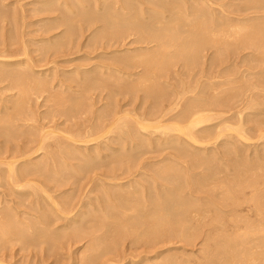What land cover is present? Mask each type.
I'll list each match as a JSON object with an SVG mask.
<instances>
[{
  "label": "bare ground",
  "instance_id": "6f19581e",
  "mask_svg": "<svg viewBox=\"0 0 264 264\" xmlns=\"http://www.w3.org/2000/svg\"><path fill=\"white\" fill-rule=\"evenodd\" d=\"M35 1L37 2V4H41V7H47H43L42 9L40 8L43 11H49L48 6L53 2H58V5L55 6V9L62 15V18L60 17L61 15H59L58 17L59 21H61V24L67 26L66 34H68V31H70L71 34H76V32L80 31H75V26L71 24L74 21L72 20V18L76 16L72 14L71 18L68 16V14L71 15L70 13H77L75 12L77 11L75 10L76 8H79L80 10L85 6L87 9L86 4L88 0H33V2ZM230 1L233 2V7L232 3L231 5H227V3H229ZM54 3L52 6H54ZM92 3V7L90 8L89 6V11H94L96 13L98 12V17L96 16L98 18L97 20L101 21V23L103 22L104 27V31H102V33L99 35L98 33L94 34L93 38H98L105 31L108 32V30L113 29L111 32L109 31V33L112 34L110 35L111 39H116V41L114 40L115 43H119V40H122L123 38L134 36L132 41L140 44L145 43L146 45L150 43V45L152 44L153 46L151 45V48L148 47L149 45L145 47V44L141 45L140 47L135 46V49H130L131 52H135L131 54L127 52L128 54L124 55L122 53L123 56L121 57L115 56L118 55L116 53H118L119 51L113 50L109 53L113 54L110 56L111 58H109V60L111 59L110 62L113 66L108 63L104 64V61L101 62V65L98 62V65H96V63L95 65L88 68L83 67L82 65L80 66L81 69L77 68V73L76 68V71L73 70V72H75V74L73 73V78H71L70 75L69 78L68 76H65L66 78L63 76L64 78H62V75L59 74L61 76V79L58 78V87H60L61 89L63 88L62 90L68 89V92L67 90L66 92L69 93L67 94L69 96L70 91H72L73 93L76 92L75 94L81 93L82 96L87 94L88 96V94L90 93V91L92 92V90L94 93L95 89L97 88H99L100 90L101 88H108V99L105 97L106 103L103 102L104 105H100V108H102V110L103 107H106L108 109L110 108L109 111L105 110L106 112L102 111L101 113L97 114H95L94 111V116H88L90 117V119L87 118L88 120L86 121L82 120L81 123L74 122L69 126L65 125L63 129H61L62 123H59L61 127L57 128L59 127L57 126V122L52 120L54 126H46L48 125L47 123H40V125H38L39 128L34 129V132L31 131L32 133H30L28 132V129L30 127L32 128L33 125L27 124L25 126L27 130L25 129L24 131H26L28 135H26L27 137L25 138L23 137L26 142L21 138V141H23L25 144L20 143L21 146H19L18 144H16L17 142L15 143V141H13L14 143L12 142V146H10L9 148H0L2 150H0V184L4 185L6 188H9L7 192H9L10 195H20L22 196L23 201L28 199V202L26 203H29V206L31 204L37 205L35 207L36 209L34 208V205L32 206L35 209L36 214L31 215V213H28V210L27 212L21 211L22 209L20 210L19 206L18 210H20V212L16 210L13 214V211L11 212V210L13 209H11L12 206L10 200L11 210L6 207L10 211H7L5 209L7 212H0V238L7 239L8 235H15L17 242L21 241L24 243L23 245L21 242H19L22 244L20 245L23 246L22 248H25L24 246L26 245V251L27 248L30 249L31 246L32 248L33 246L38 247V256L41 254H39V252L41 251L42 247L45 246L44 245L41 247V244H46L48 246L47 252L51 251V254L49 253V256L47 252L46 254L48 257H51L53 255V252L55 251V247L58 245L60 246L59 241H61L62 238L68 235V238H66V240L73 242L74 240L80 241V238H82V235H84V237L88 236L91 241H88L87 239L86 240L92 243L90 246H88V242H85L89 248H86L85 246L83 250L87 249V251H81L82 249H79L81 252H88L87 255L81 260L80 264H108V262L112 258L100 259V256L103 254V252L108 250V248H106L107 246L104 248L105 250H103L101 246L100 253H95V250L99 245H105L104 243H106L107 245L108 242H105L106 239L109 238L110 240L116 241V239H119L121 237V234H123V236L125 235L124 238L126 236H128V238L131 237V244L138 243L139 240H141L142 236H146L144 237L146 238V242L150 243L146 245L148 246V248H151L149 247V245L153 246L154 248L156 245H158L157 242H169L172 239L174 241L180 240L184 243L189 244V242H194V240L196 241L198 237L203 236L208 243L207 245H205V247L203 245L201 246L202 248L204 247L205 250L203 256V260L205 259V262H199L202 260H199V258H197L198 264H264V165H261L262 167H260V165H256L260 161V159L264 160V153H258L259 150L264 149V70H260L259 68V70H257L256 72L254 71L255 67L264 66V0H235V2L234 0H93ZM225 4L227 5V9H224ZM3 5L4 4L2 3V6ZM228 6H230V8ZM51 11L48 13H51ZM90 12H88V14ZM11 13H13V11ZM84 14L86 15V13ZM85 15L83 18L81 17L82 20H84L83 24H85V22L89 23V20L92 19V16L90 15H93V13L88 15L90 19ZM3 17L5 16L3 15ZM96 17H94V19ZM6 18H3V20H6ZM77 18L78 17H76V19ZM71 20L72 22H70ZM82 20L79 22L82 23ZM50 21L51 23H49V20L47 23L52 24V22H54V20L52 21L51 19ZM91 22L93 23L92 20L90 21V23ZM45 23L43 26L47 25ZM76 23L77 22H74V24ZM57 26L58 25L56 24L54 28L56 29ZM45 27L43 28L46 30ZM59 27L60 26H58L57 28ZM8 29H10V27ZM50 30L49 32H51ZM76 35H74V37ZM105 35L106 33L101 37H104ZM58 36L56 34V37L59 39ZM63 36L65 37V33L61 38H63ZM50 37L55 38L53 35ZM4 38L3 40H5ZM42 39L43 38L41 37L40 40ZM111 39L107 38V40H104L109 41ZM24 41H22V43ZM60 41L62 42V40ZM104 42L102 43L104 44ZM106 43L108 45V42ZM61 45H64V43H62ZM204 48H209L211 50L213 49V51L216 52V55H214L213 57L210 56L212 58L209 57L211 64H214V66L217 67L221 66V69L217 70L216 73L212 71L206 72L202 68L204 61L200 60V58L202 51L204 52ZM244 49H250L252 51L251 56L247 58H252L251 60L255 63L253 65L251 64V66L247 68V71H249V73H243L240 75L241 78H235L236 76L230 77L227 73L229 71H226L228 64L227 61L229 59L231 60L232 56L236 55L239 51ZM22 51L23 54L27 52L25 46ZM0 53L2 52L0 51ZM7 54L8 56L10 55L9 52ZM7 54H4V56H0V78L11 81L10 85H16V87H18L20 90L21 96H18L17 93H19V90L17 88L18 91H16L15 89L17 93H13V95L17 94L16 96L18 97H15L17 98V100L14 101L12 99L14 101L13 103L10 98L13 96H10V99L8 98L9 100H6L8 103H13L11 107H14L12 108V111L9 109L10 114L9 112H6V115L10 116L16 110V112H18L19 110L22 111L23 107L25 106L24 103L27 107V103L25 100H23V98H27L26 96H29V92L31 95L33 91H37L36 94H38V91H45L50 89L51 91L54 90L55 95H58L56 93V90H59L57 85L56 90L55 88L52 89L53 86L55 87V85H52L53 80H49V76H44L48 73L44 74V72H46L44 71L42 72L44 74L43 75L41 73L35 72V70L33 69V67L39 68L41 65L36 66V63L32 62L34 64L32 67V64L30 62L31 60L29 59L30 57L20 58L18 57L19 55L16 54V56L11 57L10 55V57H6ZM244 58L247 59L246 57ZM244 58L243 60H245ZM32 61L34 60L32 59ZM177 63H180L179 65H181L182 68H186L188 70H193L197 67L202 68L203 72L199 73V75L196 77H194L195 75L193 74L190 75L189 73H186V78H180L178 84L176 83L177 85L175 84V82H173L174 84H170L172 89L168 90L166 88L167 85H169L168 81L162 80L161 78H164L166 74L168 75L169 72H172L173 69H169V72L167 71V69L172 66L174 67V65H176ZM135 67H140L142 72L140 74H137V76L139 75L138 77L136 76L134 79H131L130 75L132 73L130 74V70L128 73V69ZM164 67H166V70L161 71ZM229 67L232 66L229 65ZM44 69H42V71ZM70 73L71 72H69V74ZM89 73H91V76L89 75ZM106 73L109 74H107L109 77L111 76L114 78H110L111 81H109L110 79L108 76L107 79L109 80H107L105 77L102 78L101 74L105 76ZM84 74H88V76L90 77L86 76V78ZM176 75H178L177 72ZM43 76L48 77L49 79L44 78ZM128 76H130V78L128 79V83H123L120 81L121 78H128ZM202 77L204 79H201ZM67 78H71V83L75 82L76 90L72 89V84L70 85V82L66 85V82L68 83ZM150 79H153V81L151 82ZM169 79H172L171 76ZM146 81H148L149 86L145 84ZM57 82L55 84H57ZM149 82H151V84ZM203 83H208L211 85L210 87L204 88ZM8 84L7 88H12V90L13 88H16L14 87V85L12 87H9ZM77 88H81V91L85 90L86 92H79L80 90ZM99 89L97 90L100 92ZM139 90L143 91L144 98L145 96H149L153 99V101L151 102L152 105L150 107H148V105L147 107H144L145 109L141 111V113H131L133 111H129V109H122V107L117 104V102L119 103V99L121 98V96L119 99L117 98V96L119 97V94H122V96H125L126 94H132L133 96V93H136ZM66 92L60 90L59 94H63ZM49 93L51 94V96L53 95V93ZM105 93L104 95L107 96ZM115 94H118L116 95L117 99L114 97ZM104 95L100 92L98 94V97L92 96L91 100L93 102L95 100V103L97 104L98 102H101V100L104 98ZM51 96L47 95L48 99L51 98ZM59 96L60 95L56 97L58 98ZM69 96H66L67 101L65 100V103L70 102L69 99L71 98L74 99V94L72 95V97L70 96V98ZM82 96L80 97L82 98ZM30 97H28L27 99L28 103H30L31 101ZM52 97L56 98L55 96ZM90 97L91 96H89V98ZM79 98H77V100H79ZM87 98L88 97H86V99ZM114 98L116 101L114 100ZM10 100L11 102H9ZM107 100H110L111 102H107ZM47 101L48 100H46V103ZM75 101L72 102L76 104L80 100L77 102ZM73 103L70 104L73 105ZM142 104L143 103H140V105ZM13 105H15L16 107ZM53 105H56L54 104V101ZM61 105H63V103H61L60 105L57 104V106H60V108H62L63 110L65 109V111L67 109H70L67 107L63 108L64 106L61 107ZM8 106V104L5 105L4 103L1 108L5 111V109H8L10 107ZM57 106L55 108H57ZM74 107H71L72 110H75ZM63 110L61 111L60 109L62 113ZM80 110H82V107ZM1 111L2 110L0 109V112ZM4 111H2V113ZM54 111L57 112L58 110ZM27 112L29 113V111ZM62 113H60V115ZM65 113L68 114V117L70 116L68 111H66ZM15 114L16 113H14V115ZM33 114L35 115V113ZM24 115L25 114H23V116ZM63 115L65 114L63 113ZM2 116V119L0 117L1 120L5 119L4 117L9 118V116H4V114H2ZM16 117L18 119V116ZM16 117H14V119H16ZM8 118L6 120H8ZM11 118L12 117L9 118V121ZM30 118L31 117L29 116V119ZM65 119L64 123H66ZM74 119L76 118L74 117ZM43 121L44 120L42 119V122ZM4 122L7 121L4 120ZM4 122L2 121L1 123ZM12 124H14V122ZM9 126H12L13 128V125H11V123ZM6 128V132H3V130H1L2 128L0 129V131H2L4 135H14V132H11L14 130V128L13 130L11 129V131H9L8 125ZM14 131L16 133V130ZM21 132H23V129L21 130ZM21 132H18L19 136L24 135L23 133L20 134ZM18 135L16 134L17 138L19 137ZM9 138L12 139L13 136H10ZM154 140L158 141L159 144H162V146H166L167 149L169 148L171 150L167 153L168 156L165 155L164 157L160 158L165 162L170 163L169 166H163L164 168L167 167L165 170H169L170 172L172 169H175V172L173 171L174 173L167 174L166 176H162L163 172H161L160 170V172L158 173L154 171L156 175H151L152 172L151 174L149 173V180L152 183L154 182L155 184L153 183L151 185L149 183L150 186L146 187V183L148 184V182H145V178L143 177H146L145 175L147 172H149V168L146 169L145 167L147 166L144 165L145 162L142 161L144 163H141V161H138L140 159L137 158H139V155L142 152L141 150H143L142 148H148V146H150V144ZM9 143H11V141ZM114 144L117 145L114 146ZM69 146L74 149L73 152H76V155L82 161L79 162V159L73 158V160L76 159L75 161L79 162V164L76 163V168L72 165L74 169L72 167L71 170L74 171L76 169L77 172L78 165L82 167L93 164L92 167L94 168L90 166L92 168V171L94 169L98 171L94 174H92L93 172H91L93 178L90 177V173L88 172L87 173L89 175L84 174V176H89L90 178H92V180H89L90 178H85L90 183L93 180L95 181L93 184L94 186L91 185L92 189L89 188L90 185L86 183L87 181L84 182L81 180V182H84L86 184L83 185L84 183H82L83 187H77L78 193H73L74 195L69 194L68 196H65L64 194L66 192L68 194L69 191H65V193H63V190L61 192H58L61 188L60 184H58L53 190L50 189V186L48 187V185H51L52 183V181H49L52 179L55 180L52 176V173L55 172L56 169L54 170V166L52 165L53 167H50V163L48 164L46 162H48L47 159L52 158V152H54L55 150L57 151L58 149L62 151L63 149L68 150L67 148H69ZM250 146H253L254 150L251 151V154H248V152L246 153V151ZM155 149L157 150L156 147ZM60 150L59 153L61 155L62 153ZM68 153L66 152L67 156L72 155H69ZM58 155L52 156L58 158L60 157V155ZM74 155L75 154H73V156ZM39 157L43 159L41 160V158ZM61 157L63 158L65 157V155H61ZM251 157H253V159ZM67 158L68 157H66L65 159L66 161ZM71 158L72 156L70 157V159ZM233 158H235V161ZM51 160V164H55V160L59 161L56 158L55 160L54 158H52ZM255 160L259 161L254 164ZM41 161L45 162L46 164L44 163V166V164L41 163L40 167L42 165L44 167H41L42 169L40 168L41 170L38 171V169L36 170L33 165H36ZM60 162L61 161H59L58 163ZM66 163L73 164V162ZM140 163L144 165L145 171L147 170L146 173L141 170L143 166L140 167ZM262 163H264V161H262ZM136 164L139 165V167L137 169H134L136 168ZM31 166L34 169L30 168ZM48 166L49 168H51V172L48 171ZM64 167L66 166L64 165ZM90 167L88 166V168ZM159 167L162 169L161 166ZM56 168H59V170H57L58 172L55 173L60 174L59 171H63L61 167L57 166ZM196 168L200 169L197 170ZM227 169H229V172H226ZM59 174H56L55 178L56 176H59ZM95 174L96 176H94ZM61 175H63L62 172ZM69 176L70 175L67 176V179L70 178L69 180H71V178L73 177ZM136 176H138L140 180L136 178ZM60 177L62 176H59V178ZM59 178L58 180L60 181ZM179 178L181 179V181L179 180V182L175 183L174 180L178 181L177 179ZM74 179L75 178H73V180ZM58 180L57 183H59ZM164 180L167 181V183L164 182L166 185L164 183H161ZM62 181L64 180H61V182ZM66 181L67 180H65L64 182ZM77 181L78 180L76 179V182ZM71 182L69 183L68 181V187H70L69 185L71 184ZM74 186L72 187L74 188ZM126 186L128 187V189H126ZM68 187L67 190H69ZM74 189H76V187ZM4 191H6L5 188ZM55 191H57L58 193H55ZM4 193L6 194V192ZM2 195L1 197H3ZM6 196L7 195H5L4 198ZM6 199L5 202L10 198H8L7 200ZM7 206H9V204ZM22 206L21 208H24ZM88 207L89 209L87 210ZM27 208L29 207L27 206ZM20 215L24 216L21 217ZM28 215H30V217H26ZM115 216L118 217L116 223L112 222ZM122 216L125 217H123V219H127H120V217ZM108 218L111 220V222ZM129 219L130 222H128ZM127 224H129V226L131 225V227L126 228ZM8 229L9 231L10 229H12V232L10 231L11 233L4 234L5 230ZM96 231H100L99 233L101 234H93L94 232L97 233ZM7 241L9 242L8 239L6 240V242ZM129 242H131V240ZM161 245L165 246L166 244L161 243ZM32 248L31 250L34 251V248ZM25 249H23V251ZM80 251H77L78 253H76L80 254ZM112 251L113 249L109 250L108 253ZM26 253L24 255H26ZM153 253L152 256H149V251H146V254L139 255V259L136 258L138 260L130 261L132 264H144V262L147 261L149 263V260L154 257V259L157 258V262L156 260H153L156 262V264H181V262L179 261L181 257L179 258V260L174 257L176 253L174 256H170L167 254V257H164L167 252H165L164 255L161 254L162 250H155ZM43 254L45 255V251ZM55 254L54 256L56 257L57 254ZM118 254L119 253H116L115 255L117 256ZM160 254L161 256L163 255L161 257L162 259H158L160 258ZM120 256L117 258H120ZM2 257L4 259V256ZM2 257L0 258L1 261L3 260ZM35 257H37V255ZM185 258L187 259V257ZM120 260L128 262L129 258L127 259L128 261L124 260L123 257H121ZM189 260H191V258L187 261ZM58 261L57 263L60 264ZM181 261L183 262V260ZM5 262L8 263L6 259ZM39 262L42 261L39 260ZM190 262L187 263L192 264ZM114 263L117 264L118 262L116 261ZM184 264L186 263L184 262Z\"/></svg>",
  "mask_w": 264,
  "mask_h": 264
},
{
  "label": "rangeland",
  "instance_id": "374dc122",
  "mask_svg": "<svg viewBox=\"0 0 264 264\" xmlns=\"http://www.w3.org/2000/svg\"><path fill=\"white\" fill-rule=\"evenodd\" d=\"M14 1V2H13ZM0 0V4H1V6L0 7H2V8H0V10L2 9L3 10V14H2V10L0 11L1 13V15L0 16H2V17H0V30L2 31H0V33H1V37H0V51L3 53H0V56H4V54H7L8 52H9V54L11 55V57L12 56H16V55H19L18 57H20V58H29L31 61V64H32V67H33V63H36V66L37 65H43L42 67L40 66L39 68H37L36 66V68L38 69H36V68H34L33 67V69L35 70V72H37V73H41V74H43L42 72H44V71H46V72H44V74L45 73H48V74H46V75H44V76H49L50 77V79L48 78V77H44V78H48L49 80H53V83H52V85H55V87L53 86V88H52V85H51V88L52 89H54L55 88V90L57 89V87H58V78H60L61 79V76L59 75V74H61L62 75V78H64L65 76L67 77L68 76V78L71 76V78H73L74 77V74H75V72H73V70L74 71H76L75 70V68L77 69H81V67L80 66H82L83 65V67H91V66H93V65H95L96 63V65H98L99 63H100V65H101V62H103L104 64H106V63H108V64H110L111 66H113L112 64H111V59L109 60V58H111L110 56L111 55H113L112 53L111 54H109L111 51H113V50H117V51H119L118 53H116V54H118V55H115V56H119V57H121V56H123L124 54H128V53H133V52H135V51H133V52H131V50L130 49H135L136 47H140L141 45H144V44H140V43H137V42H134V41H132V39L134 38V36H129V38L127 37V38H123L122 40H119V43H115L114 42V40L116 41V39H111V36L110 35H112L111 33H109V31L111 32L113 29H110V30H108V32L107 31H105L103 34H105L106 33V35L104 36V37H101V36H99L98 38H93V35L94 34H97L98 33V35L99 34H101L102 33V31H104V27H103V22L101 23V21H98L97 19V13L96 12H94V11H89V6H90V8L92 7V2H93V0H88V2H87V4H86V6H87V9H86V7L84 6V7H82V9H80L79 10V8H76L75 10H77V11H75V12H77V13H70L71 15H69L68 14V16L69 17H71L72 18V14H74L76 17H78L77 19H76V17H74V18H72V20H74L73 22H72V20L70 21V22H72L71 24H73L74 26H75V31L77 30H80V31H78V32H76V34H71V32L70 31H68V34H66L67 32V26L65 25H62L61 24V21H59V15H61L60 13H58L59 11H57L56 9H55V6H57L58 5V2L55 4L54 2V6H52L53 5V3H49L50 5L48 6V4H47V6L49 7V11H46V10H41L43 7H46V6H43V7H41L42 5L41 4H37V2L35 1V2H33V0ZM84 1H87V0H84ZM91 1V2H90ZM237 1V0H236ZM4 4L3 6H2V3ZM234 2H235V0H234ZM33 3V4H32ZM231 3H232V7L234 6V4H233V2H229V3H227V5H231ZM7 6H6V5ZM9 4V5H8ZM14 5H15V8H14ZM22 5H23V7H22ZM41 5V6H40ZM226 4L224 5V9L226 8L227 9V6ZM38 6V7H37ZM51 7V8H50ZM53 7H54V10H53ZM229 8H230V6H228ZM41 8V9H40ZM47 8V7H46ZM81 8V7H80ZM84 8V9H83ZM228 8V9H229ZM18 9V10H17ZM24 9V10H23ZM31 9V10H30ZM36 11H35V10ZM38 9V10H37ZM15 10V11H14ZM41 10V11H40ZM52 10V11H51ZM56 10V11H55ZM13 11V13H11ZM19 13H18V12ZM40 11V12H39ZM45 11H46V14H45ZM51 11V13H48V12H50ZM87 11V12H86ZM6 12V13H5ZM36 12H38V13H36ZM44 12V13H43ZM52 12H54V13H52ZM88 12H90L89 14H88ZM84 13H86V15L84 14ZM91 13H93V15H90ZM6 14V15H5ZM15 14V15H14ZM19 14V15H18ZM77 14V15H76ZM81 14V15H80ZM86 16V17H88L89 18V16L88 15H90V16H92V21H93V23L91 24L90 23V21L91 20H89V23H87V22H85V24H83L84 23V20H82V18L84 17V15ZM88 14V15H87ZM3 15L5 16V17H3ZM10 15V16H9ZM12 15V16H11ZM35 15V16H34ZM79 15H80V18H79ZM10 18H9V17ZM15 16V17H14ZM18 16V17H17ZM26 18H25V17ZM48 16V17H47ZM97 16V17H96ZM6 17H8V18H6ZM21 17V18H20ZM52 17V18H51ZM58 19H57V18ZM61 18H62V15L60 16ZM82 17V18H81ZM85 17V18H86ZM94 17H96L95 19H94ZM3 18H6V20L4 19L3 20ZM13 18V19H12ZM19 18V19H18ZM54 18V19H53ZM60 18V19H61ZM38 19V20H37ZM40 19V20H39ZM44 19H45V21H44ZM50 19L53 21L54 20V22H52V24H49V23H51V21H50ZM56 19V20H55ZM95 21H94V20ZM3 20V21H2ZM42 20H43V22H42ZM48 20H49V23H47L48 22ZM76 20V21H75ZM83 21L82 23L81 22H79V21ZM10 21H13V22H10ZM41 21V22H40ZM98 21V22H97ZM147 21V20H146ZM10 22V23H9ZM46 22V23H45ZM56 22V23H55ZM74 22H77L76 24H74ZM44 23L45 24H47V25H45V26H43L44 25ZM55 23V24H54ZM87 23V24H86ZM11 24V25H10ZM30 24V25H29ZM40 24H42V25H40ZM54 24V25H53ZM56 24L58 25V26H60L59 28H57L56 27V29L54 28L55 26H56ZM52 25V26H51ZM85 25V26H84ZM100 25V26H99ZM45 27L46 28V30L43 28V27ZM49 26V27H48ZM65 28H64V27ZM81 26V27H80ZM83 26V27H82ZM89 26V27H88ZM3 27V28H2ZM10 27V29H8ZM41 27V28H40ZM51 27V28H50ZM18 28V29H17ZM79 28V29H78ZM16 29V30H15ZM42 29V30H41ZM43 29H44V31H43ZM48 29V30H47ZM51 29V30H50ZM54 29V30H53ZM58 29V30H57ZM65 29V30H64ZM100 29V30H99ZM102 29V30H101ZM4 30V31H3ZM13 30V31H12ZM49 30L51 31V32H49ZM83 30V31H82ZM18 31V32H17ZM43 31V32H42ZM82 31V32H81ZM14 34H13V33ZM20 32V33H19ZM49 32V33H48ZM6 33V34H5ZM8 33V34H7ZM17 33V34H16ZM43 33V34H42ZM46 33V34H45ZM61 33V34H60ZM63 33V34H62ZM64 33H65V37L63 36V38L65 39H63V38H61L62 37V35H64ZM81 33V34H80ZM44 34H45V36H44ZM55 34V35H54ZM56 34H57V36L59 37V39L56 37ZM78 34H80V35H78ZM22 35H25V36H22ZM47 35V36H46ZM54 36L55 38H53V37H50V36ZM74 35H76L75 37H74ZM7 36V37H6ZM18 36V37H17ZM69 36V37H68ZM71 36H72V38H71ZM77 36H79V37H77ZM4 37H6V38H8V39H6V38H4ZM10 37H11V39H10ZM17 37V38H16ZM24 37V38H23ZM45 38L44 40L42 39V40H40V38ZM49 37V38H48ZM108 39H111V40H109V41H105V40H107V38ZM3 38L5 39V40H3ZM70 38V39H69ZM24 39H25V41H24ZM48 39H51V40H48ZM54 39V40H53ZM68 39V40H67ZM105 39V40H104ZM19 40V41H18ZM27 40V41H26ZM30 40V41H29ZM37 40H40V41H37ZM57 40V41H56ZM60 40H62V42L60 41ZM70 40V41H69ZM4 41V42H3ZM7 41H9V42H7ZM22 41H24L23 43H22ZM49 41V42H48ZM56 41V42H55ZM65 41V42H64ZM68 41V42H67ZM74 41V42H73ZM78 41V42H77ZM105 41V42H104ZM114 43H113V42ZM118 41V40H117ZM121 41V42H120ZM3 42V43H2ZM55 42V43H54ZM67 42V43H66ZM102 42H104V44L102 43ZM106 42H108V45H107V43ZM131 42H132V44H131ZM40 43V44H39ZM50 43V44H49ZM61 45L62 43H64V45H59V44ZM69 43V44H68ZM97 43V44H96ZM111 43H113V44H111ZM122 43V44H121ZM135 43V44H134ZM5 44V45H4ZM68 46H67V45ZM102 44V45H101ZM138 46H137V45ZM17 45V46H16ZM19 45V46H18ZM25 46V48L27 49V54L25 53V54H23L22 52V49H24V46ZM101 45V46H100ZM149 45V46H148ZM152 45V44H151ZM150 45V43L149 44H145L144 46L145 47H149V48H151L152 46ZM136 46V47H135ZM143 46V47H144ZM8 47V48H7ZM17 47V48H16ZM49 47V48H48ZM94 47H96V48H94ZM103 47H105V48H103ZM107 47V48H106ZM133 47V48H132ZM6 48V49H5ZM22 48V49H21ZM62 48V49H61ZM129 50H128V49ZM2 49H3V51H2ZM42 51H41V50ZM103 49V50H102ZM128 50V51H127ZM204 50V52L202 51V53H201V58H200V60H202V61H204V63H203V65H202V68L204 69V71H206V72H209V71H212V72H214V73H216L217 72V70H219V69H221V66L220 67H217V66H214V64H211L210 63V58H212L214 55H216V52H214L213 51V49L211 50V49H209V48H204L203 49ZM250 50V49H249ZM249 50H241V51H239L236 55H234V56H232L231 57V60L229 59L228 61H227V69H226V71H231L230 73L229 72H227L228 73V75L230 76V77H235V78H241V74H243V73H249V71H247V68L249 67V66H251V64L253 65L255 62L254 61H252L251 59L252 58H250V59H248L250 56H251V50L249 51ZM5 51H8V52H5ZM101 52H102V54H101ZM124 52H126V53H124ZM128 52V53H127ZM137 52V51H136ZM248 52H250V53H248ZM12 53V54H11ZM18 53H20V54H23V55H20V54H18ZM122 53H123V55H122ZM204 53V54H203ZM246 53H248V54H246ZM16 54V55H15ZM210 54V55H209ZM10 55L8 56V54H7V56L6 57H10ZM203 56V57H202ZM210 56H212V57H210ZM209 59H208V58ZM244 57H248L247 59H245ZM243 58L245 59V60H243ZM32 59L34 60V61H32ZM93 59V60H92ZM207 59V60H206ZM90 60V61H89ZM99 60V61H98ZM109 60V61H108ZM249 60H250V63H249ZM37 61V62H36ZM177 61V60H176ZM245 61H247V62H245ZM33 62V63H32ZM42 62H43V64H42ZM83 64H82V63ZM86 62V63H85ZM99 62V63H98ZM38 63V64H37ZM41 63V64H40ZM58 63V64H57ZM74 63V64H73ZM87 63H88V65H87ZM102 63V64H103ZM249 63V64H248ZM119 64V63H118ZM180 63H177L176 65H174V67L172 66V67H167L168 69H167V71L170 69V70H172V72H169L168 73V75L166 74V76H164V78L162 77L161 79L162 80H167L168 81V83H169V85H167V89L169 90H171L172 89V87L170 86V84H174L173 82H175V84L177 83L178 84V82H179V80H180V78L182 79V78H184L185 77V75H186V73H189L190 75H195L194 77H196V76H198L199 75V73H202L203 72V69L202 68H199V67H197V68H194L193 70H188V69H186V68H182V66L181 65H179ZM71 65V66H70ZM86 65V66H85ZM229 65L230 66H232V67H229ZM52 68H51V67ZM75 66H77V67H75ZM79 66V67H78ZM212 66V67H211ZM47 67V68H46ZM60 67V68H59ZM134 67V66H133ZM262 67V68H261ZM259 66V67H255L253 70L256 72L257 70H259V68H260V70H264V66ZM44 68H46V69H44ZM138 68V67H137ZM136 67L135 68H129L128 69V73H129V70L131 71L130 72V76H131V79H134L136 76H137V74L139 73H141L142 72V70L140 69V67L137 69ZM234 68V69H233ZM10 69H12V68H10ZM41 69V70H40ZM42 69H44L43 71H42ZM54 69V70H53ZM62 69V70H61ZM78 69H77V71H76V73L78 72ZM132 69V70H131ZM140 69V70H139ZM183 69V70H182ZM56 70V71H55ZM71 72L70 74H69V72ZM71 70V71H70ZM163 70H166V67H164L161 71H163ZM246 70V71H245ZM55 71V72H54ZM58 71V72H57ZM138 71V72H137ZM201 71V72H200ZM233 71H234V73H233ZM0 72H1V68H0ZM135 72V73H134ZM137 72V73H136ZM164 72H166V71H164ZM176 72L178 73V75H176ZM191 72V73H190ZM236 72H238V73H236ZM53 73H55V74H53ZM57 73V74H56ZM74 73V74H73ZM93 73V72H92ZM94 73H95V71H94ZM184 73V74H183ZM237 75H236V74ZM67 74V75H66ZM108 73H106V75L105 76H103V74H101V76H102V78H108L109 76V74L107 75ZM172 74H174V75H172ZM56 75V76H55ZM60 77H59V76ZM70 75V76H69ZM85 75V77L87 76V77H90L91 76V73H89V75L90 76H88V74L86 75V74H84ZM115 75V74H114ZM183 77H182V76ZM64 76V77H63ZM108 76V77H107ZM116 76V75H115ZM130 76H128V78L127 77H124V78H121L120 79V81L121 82H123V83H128V79L130 78ZM133 76V77H132ZM139 76V75H138ZM137 76V77H138ZM170 76H171V78L172 79H169L170 78ZM175 78H174V77ZM178 76H180V77H178ZM204 76V75H203ZM65 77V78H66ZM84 77V76H83ZM86 77V78H87ZM187 77V76H186ZM185 77V78H186ZM67 78V79H68ZM70 78V79H71ZM113 79L114 77H109V79ZM55 79V80H54ZM70 79H68V83L66 82V85L67 84H69V82H70ZM105 79V80H106ZM109 79H107V80H109ZM111 79L109 80V81H111ZM160 79V80H161ZM201 79H204L203 77L201 78ZM215 79H218V78H215ZM0 80H2V81H0V109L2 110V111H4L1 107L3 106V104L5 103V105H9L8 107V109H5V113L3 112L2 113V111L0 112L1 114V119H2V114H4V116H9V115H6V112H9V114H10V110L12 111V108H14V107H11L12 106V104L14 103V101L15 100H17V98H15V97H18V96H21V94H20V90H19V88L18 87H16V85H14V84H12V85H10L11 84V81H8V80H4V79H2V78H0ZM102 80H104V79H102ZM151 80V82L153 81V79H150ZM186 80V79H185ZM9 82V84H8V82ZM109 81H107V82H109ZM149 81V80H148ZM148 81H146V85L147 86H149V84H148ZM204 81V80H203ZM57 82V84H55ZM151 82H149L150 84H151ZM5 83V84H4ZM130 83V82H129ZM7 84L9 85V87L11 86H13L14 85V87H16V88H13V90H12V88H7L8 86H7ZM72 84V89L73 90H76V84H75V82H73V83H71L70 82V85ZM176 84V85H177ZM56 85H57V87H56ZM210 85L211 84H208V83H203V87L204 88H206V87H210ZM6 86V87H5ZM169 86V87H168ZM3 87V88H2ZM74 87H75V89H74ZM2 88V89H1ZM5 88H7V89H5ZM17 88H18V90H19V93H17L16 91H18L17 90ZM59 88V90L57 89L56 90V93L58 94V95H60L58 98L56 97V96H58V95H55V92H54V90L53 91H51L50 89L49 90H42V91H38V94H36V92L37 91H33L32 92V94L30 95V92H29V96H26L27 98H23V100H25L26 101V103H27V107H26V104L24 103V107H23V110L22 111H18V112H14V113H16L15 115H14V113H12L10 116H9V118L10 117H12L11 119H10V121H9V118H8V120H6L7 118L6 117H4L5 119H3V120H1L0 119V121L2 122H4V120L5 121H7V122H4V123H1V126H0V129L1 130H3V132H6V127H7V125H8V128L10 127L9 125H10V123H11V125H13V128H14V130H16V133H15V131L13 130V128H12V126L9 128V131H11V129L13 130V131H11V132H14V135H12V134H8V135H4V133L2 132V131H0V148L1 149H7V148H9L10 146H12V142L13 141H15V143L16 144H18L19 146H21V144H23L24 142L23 141H25L26 142V140L24 139L25 137H27L26 135H28L27 134V132L26 131H24L25 129L27 130V128H25V126L28 124V125H33L32 126V128L30 127H28L29 129H32V130H29L28 129V132H30V133H32V132H34L33 130L34 129H36V128H39V126L38 125H40V123L42 124H48V125H46V126H54L53 125V123H52V120H54L55 122H57V126H59V127H57V128H60L61 126V129H63L64 128V126L66 125V126H69V125H72V123H74V122H82V120L83 121H86V120H88V119H90V117H91V115L92 116H94V113L95 114H97V113H101L102 111H109V109L108 108H106V107H103V110H102V108H100V105L102 106V105H104L103 104V102L104 103H106V98L109 96V93H107L108 91H109V89L108 88H105V89H102L101 87V90L99 89V88H97V89H99L100 90V92L104 95V93L107 95V96H105L104 95V98L101 100V102H98L97 104L95 103V100H94V102L91 100L92 99V96H96V97H98V94L100 93L97 89H95V91H94V93H93V90H92V92L90 91V93L89 92H87V93H89L88 94V96H87V94L86 95H83L82 96V94L81 93H78V94H75L76 92H72V91H70V96L72 97V95L74 94V99L77 97V98H79L80 96H82V98L80 97L79 98V100L81 101H79V100H77V98L75 99V100H77V101H79L80 102V105H79V102L78 103H73L72 101H75L73 98H71V99H69L70 98V96L69 95H67V94H69V93H67L68 92V89H66L67 90V92H66V90H62L60 87H58ZM9 89V90H8ZM11 89V90H10ZM15 89H16V91H15ZM77 89H79V88H77ZM5 90V91H4ZM60 90L61 91H63V92H66V93H63V94H59V92H60ZM80 90V91H79ZM78 91L79 92H82V93H85L86 91L85 90H83V91H85V92H83V91H81V88L79 89ZM103 90H105V91H103ZM107 90V91H106ZM13 91V92H12ZM46 92V93H44V92ZM59 91V92H58ZM14 92H16L17 94H18V96H16L17 94H15V95H13V93ZM41 92V93H40ZM48 92V93H47ZM49 92H51V93H53V95L52 96H55L56 98H54V97H52L51 96V94L49 93ZM139 92V93H138ZM138 92H136V93H133L134 95L132 96V94H126L125 96L123 95L122 96V94L120 95L119 94V97L117 96V98L119 99L120 98V96H121V100L119 99V103L117 102V104L118 105H120L121 107H122V109H129V111H133V112H131V113H141V111H143L145 108L144 107H147V105H148V107H150L151 105H152V101H153V99L151 98V97H149V96H145V98L143 97L144 95H143V91L141 90H139ZM3 93V94H2ZM40 93V94H39ZM98 93V94H97ZM138 93V94H137ZM6 94V95H5ZM36 94V95H35ZM79 94H80V96H79ZM91 94V95H90ZM9 95V96H8ZM38 95V96H37ZM41 95V96H40ZM47 95L49 96H51V98H49L48 99V97H47ZM65 95V96H64ZM77 95V96H76ZM116 95H118V94H115L114 95V97L116 98ZM139 95V96H138ZM217 95V94H216ZM219 95V94H218ZM6 96V97H5ZM8 96V97H7ZM10 96H13V97H10ZM30 96H33V97H35V98H33V97H30ZM66 96L68 97L69 96V100H70V102H67V103H65V100L67 99L66 98ZM79 96V97H78ZM89 96H91L90 98H89ZM130 96H132V97H130ZM11 98V100H12V102L13 103H8L6 100H9L10 98ZM28 97H30L31 99V101H30V103H28ZM39 97V98H38ZM64 97H65V99H64ZM86 97H88L87 99H86ZM96 97H93V98H96ZM106 97V98H105ZM128 97V98H127ZM9 98V99H8ZM44 98V99H43ZM46 98V99H45ZM115 98H114V100H115ZM116 98V99H117ZM131 98H133V99H131ZM135 98V99H134ZM151 98V99H150ZM33 99H35V100H33ZM59 101H58V100ZM61 99H63V100H61ZM82 99V100H81ZM104 99H105V101H104ZM108 99V98H107ZM146 99V100H145ZM11 100L9 101V102H11ZM33 100V101H32ZM46 100H48L47 101V103H46ZM50 100V101H49ZM68 100V101H69ZM130 101V102H128V101ZM133 100V101H132ZM142 100V101H141ZM25 101H23V102H25ZM45 101V102H44ZM53 101H54V104H56V105H53ZM56 101V102H55ZM58 101V102H57ZM61 101V102H60ZM67 101V100H66ZM77 101H75V102H77ZM111 102L110 100H107V102ZM116 101V100H115ZM150 101V102H149ZM51 102V103H50ZM59 102H60V104L61 103H63V105H61V107H63V108H65V107H67V108H70L69 110L67 109L66 111H68V113L70 114V116H71V118H70V116L68 117V114L67 113H65L66 111H65V109L63 110L62 108H60V106H57V104L58 105H60L59 104ZM86 102V103H85ZM149 102V103H148ZM70 103H73V105L72 104H70ZM140 103H143L142 105H140ZM28 104H30V105H28ZM33 104V105H32ZM85 104V105H84ZM89 104V105H88ZM2 105V106H1ZM95 105H97V106H95ZM13 106H15V105H13ZM48 106V107H47ZM52 106V107H51ZM57 106V108H55ZM75 106V107H74ZM77 106V107H76ZM87 106V107H86ZM90 106H93V107H90ZM16 107V106H15ZM28 107H29V109H28ZM74 107L75 108V110L77 111H75L74 109L72 110V108ZM81 107H82V110H80L81 109ZM84 107V108H83ZM117 107V106H116ZM131 107V108H130ZM31 108H33V109H31ZM52 108V109H51ZM55 108V109H54ZM104 108H106V109H104ZM10 109V110H9ZM58 110L57 112H55L54 110ZM60 109H61V111L63 110V113L65 114V115H63V113L60 111ZM50 110H51V112H50ZM78 110H79V112H78ZM84 110V111H83ZM97 110H99V111H97ZM135 110V111H134ZM27 111H29V113L27 112ZM34 111V112H33ZM54 111V112H53ZM60 111V112H59ZM65 111V112H64ZM95 111V112H94ZM105 111V112H106ZM124 111V110H123ZM20 112H22V113H20ZM25 112V113H24ZM28 114H27V113ZM43 113V114H41V113ZM94 112V113H93ZM18 113V114H17ZM33 113H35V115L33 114ZM48 113H50V114H48ZM57 113H58V115H57ZM60 113H62L61 115H63V116H61L60 115ZM80 113V114H79ZM23 114H25L27 117H28V119H27V117L24 115L23 116ZM38 114V115H37ZM75 114V115H74ZM85 114H88V115H85ZM22 116V117H20V116ZM46 115V116H45ZM56 115V116H55ZM73 115V116H72ZM16 117V116H18V119H17V117H16V119H14V117ZM29 116L31 117L30 119H29ZM34 116V117H33ZM43 116H44V118H43ZM51 116V117H50ZM66 117V119H65V117ZM77 116V117H76ZM88 116H90V117H88ZM24 117V118H23ZM63 117V118H62ZM74 117L76 118V119H74ZM53 118V119H52ZM88 118V119H87ZM262 118V117H261ZM42 119L44 120L43 122H42ZM48 119H50V120H48ZM64 119H65V122L66 123H64ZM79 119V120H78ZM30 120V121H29ZM57 120V121H56ZM62 120H63V122H62ZM32 121H35V122H32ZM37 121V122H36ZM49 121V122H48ZM61 121V122H60ZM14 122V124H12ZM28 122V123H27ZM30 122V123H29ZM32 122V123H31ZM7 123V124H6ZM22 125H20V124ZM36 123V124H35ZM59 123H64L63 125L61 124V126H60V124ZM17 126V127H16ZM38 126V127H37ZM34 127V128H33ZM18 128H19V130H18ZM23 129V132H21V130ZM8 131V132H9ZM21 132L20 134H24V135H18L19 133L18 132ZM32 131V132H31ZM16 134L19 136L18 138L16 137ZM2 135V136H1ZM6 136V137H5ZM10 136H13V138L12 139H10L9 137ZM16 137V138H15ZM24 137V138H23ZM7 138V139H6ZM23 139V141H21L22 139ZM14 139V140H13ZM17 139V140H16ZM7 140V141H6ZM11 141V143H9ZM19 141V142H18ZM21 141V142H20ZM161 141V140H160ZM154 142V143H153ZM151 144H150V146H148V148L147 147H145V149L144 148H142L143 150H141L142 152H141V154H142V156H141V154L139 155V158H137V159H140V160H138V161H141V163H144V165L145 166H147V167H145L146 169H148L149 168V172H147V170L145 171V168H144V165L143 164H141L140 165V167L141 166H143L142 168H141V170L142 171H144L145 173H146V177H143V178H145L144 179V181L145 182H148V184L146 183V187H148V186H150L149 185V183L152 185L153 183L149 180L150 179V174H151V172H152V174L151 175H156V173H158V172H163V174H162V176L163 175H167V174H172V173H174L175 172V169H172L170 172H169V170H165L166 168H164L163 166H169L170 165V163L169 162H165L163 159H161L162 157H164L165 155H167V153L168 152H170L171 150L168 148L167 149V147L166 146H162V144H159V142L158 141H156V140H154ZM7 143V144H6ZM14 143V142H13ZM21 143V144H20ZM25 144V143H24ZM153 144V145H152ZM8 145V146H7ZM117 144H114V146H116ZM152 145V146H151ZM68 147V146H67ZM67 147H64V148H67ZM155 147L157 148V150L155 149ZM253 146H250L249 148H248V150H247V148H246V153L248 152V154L250 153H252L251 151H253L254 150V147L252 148ZM159 148V149H158ZM252 148V149H251ZM0 149V150H1ZM63 149V148H62ZM68 150H65V149H63V151L62 150H60V149H58L57 151L55 150L54 152H52V154H51V157L52 158H54V160H55V158L56 159H58L59 161H61L60 163H58L59 161H57V160H55L56 162H55V164H51V162H52V158H50V159H47L48 160V162H46V163H50L49 164V166L51 167L52 165L54 166V170H55V172H58L57 170H59V168H56L57 166L58 167H61V169L64 171H59L60 172V174L59 173H55V172H53L52 173V176H53V178L55 179V180H50L49 182H51L52 181V183H51V185H54V186H51V185H48V187L50 186V189L51 190H53V189H55V187L58 185V184H60V189H59V191L58 192H61L62 190L64 191L63 193H65V191H69L68 192V194H67V192L64 194L65 196H68L69 194L70 195H74L73 193H78L77 192V189L81 186V187H83V185H85L86 183L87 184H89L90 185V189H92V186H94L93 184H94V180L90 183L88 180H86V179H89L90 177H92L93 178V175L92 174H94V173H96L97 171H96V169H94L93 171H92V168H94V167H92V165L91 164H89V165H87V166H82L83 167V169H82V167L81 166H79L78 165V167H77V172H76V169L73 171V170H71V168L73 167V166H75V168H76V163H78L79 164V162H82L81 161V159L80 158H78V156L76 155V152H73L74 151V149L73 148H71L70 146H69V148H67ZM71 149H72V151H71ZM164 149V150H163ZM251 149V150H250ZM59 150L61 151V155H65V157H61V155H60V153H59ZM145 150V151H144ZM156 150V151H155ZM163 150V151H162ZM2 151V150H1ZM68 153V152H70V153H68L69 155L70 154H72V155H70V156H67L66 155V152ZM262 151V152H261ZM59 153V155H60V157H53L52 155H58V153ZM73 152V153H72ZM145 152V153H144ZM56 153V154H55ZM259 154H262V153H264V149H262V150H259V152H258ZM73 154H75L74 156H73ZM149 154V155H148ZM58 155V156H59ZM72 156V158L70 159V157ZM141 156V157H140ZM168 156V155H167ZM166 156V157H167ZM252 156V155H251ZM66 157H68L67 158V161L65 160L66 159ZM150 157V158H149ZM155 157V158H154ZM161 157V158H160ZM39 158H41V157H39ZM39 158H37V159H39ZM73 158H77V159H79L78 161L79 162H77V161H75L76 159H74L73 160ZM157 158H158V160H157ZM252 159H253V157H251ZM43 158H41V160H42ZM234 159V161H235V158H233ZM237 159V158H236ZM251 159V160H252ZM63 161H66V162H69V163H71V162H73V164L71 163V164H67L66 162H63ZM75 161V162H74ZM142 161H144V162H142ZM167 161V160H166ZM257 161H259V160H257ZM256 160H255V162H254V164H256V162H257ZM262 161H264V160H262V159H260V161L256 164V165H260V167H262L261 165H264V163H262ZM41 163L42 164H44L45 162H43V161H41V162H39V163H37L36 165H33V167L37 170L38 169V171L39 170H41L42 168L41 167H44L45 166V164H44V166L42 165L41 167H40V165H41ZM64 163V164H63ZM66 163V164H65ZM168 163V164H167ZM262 163V164H261ZM63 164V165H62ZM139 164V163H138ZM149 164V165H148ZM162 164V165H161ZM163 164H166V165H163ZM64 165L67 167H64ZM69 165H71V166H69ZM73 165V166H72ZM161 166L162 167V169L159 167V166ZM49 166H48V171H52L51 170V168H49ZM52 166V167H53ZM63 166V167H62ZM88 166L90 167V168H88ZM150 166V167H149ZM68 167H69V169H68ZM136 168H134V169H137L138 167H139V165H137L136 164V166H135ZM159 167V168H158ZM30 168H32V166L30 167ZM34 168H32V169H34ZM41 168V169H40ZM63 168H66V169H68V170H66V169H63ZM80 169V171H79V169ZM154 168H157V169H154ZM50 169V170H49ZM73 169H74V167H73ZM89 169H90V172H89ZM104 169V168H103ZM197 170H199L198 168H196ZM195 169V170H196ZM53 170V171H54ZM151 170V171H150ZM160 170V171H159ZM163 170V171H162ZM165 170V171H164ZM180 170H182V169H180ZM194 170V171H195ZM196 170V171H197ZM229 169H227L226 170V172H229L228 171ZM68 171V172H67ZM69 171H70V173H69ZM71 171H73V172H71ZM95 171V172H94ZM154 171L156 172V173H154ZM174 171V172H173ZM61 172L63 173V175H61ZM79 172H80V174H79ZM90 173V177L89 176H84V174H86V175H89L88 173ZM91 172H93L92 174H91ZM165 172V173H164ZM73 173V174H72ZM76 173V174H75ZM150 173V174H149ZM58 175L59 174V176H62L63 177V179H62V177H60L59 178V176H56V178H55V175ZM72 174V175H71ZM75 174V175H74ZM68 175H70V176H72L73 178H75L74 180H73V178H71V180H69V179H67V176ZM148 175V176H147ZM69 176V177H70ZM84 176V177H83ZM94 176H96V174L94 175ZM82 179H81V178ZM58 178L60 179V181L58 180ZM80 180H79V179ZM84 178V179H83ZM86 178V179H85ZM92 178H90L89 180H92ZM136 178H138L139 180H140V178L138 177V176H136ZM148 178V179H147ZM76 179L78 180L77 182L79 183H77L76 182ZM184 179H185V177H184ZM57 180L59 181V183H57ZM61 180H67L66 182H64V181H62L61 182ZM81 180L82 181H84V182H86V183H84V182H81ZM147 180V181H146ZM178 181H176V180H174L175 181V183H177V182H179V180L181 181V179L179 178V179H177ZM182 180H183V176H182ZM68 181H69V183L71 182V184L69 185L70 187H68ZM150 181V182H149ZM170 181V180H169ZM168 181V182H169ZM48 182V183H49ZM55 182H56V184H55ZM80 182H81V185H80ZM167 183V181L166 180H164V181H162L161 183L163 184V183ZM171 182V181H170ZM67 183V184H66ZM75 183V184H74ZM82 183H84L83 185H82ZM164 183V184H165ZM77 184V185H76ZM155 184V183H154ZM169 184V183H168ZM167 184V185H168ZM63 185V186H62ZM64 185H66V186H64ZM74 185H76V186H74ZM92 185V186H91ZM166 185V184H165ZM170 185H172V184H170ZM72 186H74V188L76 187V189H74ZM65 189H63V188ZM67 187H68V189L69 190H67ZM78 187V188H77ZM4 188H5V190L6 191H4ZM73 188V189H72ZM126 189H128V187L126 186ZM9 190V188H6L4 185H1L0 184V194L2 195V194H4V195H2L3 197H1V195H0V201H1V203H0V212L2 211V212H7V211H10L11 209H13V210H11V212L13 211V214H14V212L17 210L18 212H20V210L21 211H25V212H27V210H28V213H31V215H33V214H36V212H35V207L37 206L36 204L34 205V204H31L30 206H29V203H26V202H28V199L27 200H24L23 201V199H22V196H20V195H15L14 193V195H10L9 194V192H7ZM72 190H73V192H72ZM74 191H76V192H74ZM4 192H6V194L4 193ZM57 191H55V193H56ZM57 192V193H58ZM97 192V191H96ZM96 192H94V193H96ZM5 195H7L6 197H7V199L8 198H10V199H6V197L4 198V196ZM10 195V196H9ZM201 195H203V194H201ZM63 196V195H62ZM14 197H16V198H14ZM17 197H19V198H17ZM22 200H21V199ZM23 198H25V197H23ZM5 199L7 200L6 202H5ZM18 199H19V202H18ZM10 200H11V209H10ZM14 200V201H13ZM17 201V202H16ZM22 201V202H21ZM9 202V203H8ZM13 202V203H12ZM23 204V206H22V204ZM9 204V206H7ZM13 204H15V205H13ZM16 204H18V205H16ZM26 204H27V206L29 207V208H27V206H26ZM25 205V206H24ZM34 205V208L32 207ZM3 206V207H2ZM15 206H16V208H15ZM20 208H19V207ZM21 206L22 207H24V208H21ZM5 207V208H4ZM6 207H8L9 209H7ZM32 207V208H31ZM18 208L20 209V210H18ZM7 211H6V210ZM26 209V210H25ZM30 209V210H29ZM89 209V207L87 208V210ZM33 212V213H32ZM21 216V215H20ZM19 216V217H20ZM24 216V215H23ZM23 216H21V217H23ZM26 217H30V215H28V216H26ZM123 217L124 216H122V217H120V219H123ZM110 218V217H109ZM108 218V219H109ZM113 218V217H112ZM117 218V219H116ZM125 218V217H124ZM107 219V220H108ZM111 219V218H110ZM109 219V220H110ZM127 219V218H126ZM126 219H123V220H126ZM112 220V219H111ZM111 220H110V222H111ZM117 220H118V217H114L113 218V220H112V222H117ZM128 222H130V219L128 220ZM129 224H131V223H129ZM129 224H127V226H126V228H130L131 227V225L129 226ZM118 227V226H117ZM117 230V229H116ZM9 231V229L8 230H5V233L4 234H9V233H11L12 232V229H10V231ZM97 233H93V234H101V233H99L100 231H96ZM68 234V233H67ZM109 234V233H108ZM5 236H7V235H5ZM68 236V235H67ZM64 237V238H62V242L61 241H59L60 242V246L58 245V246H56L55 247V251L53 252V255L51 256V257H48L50 254H51V251L50 252H47V249H48V246L46 245V244H41V247L42 246H44V247H42V249H41V251L39 252V256H38V247H34L33 246V248H32V246L30 247V249L29 248H27V251H26V245L24 246L25 248H22L23 246H20V245H24V243L23 242H21V241H19V242H21V243H19V242H17L16 241V237H15V235L13 236H11V235H8V240H9V242L7 243L6 242V238L5 239H2V238H0V258L2 257V256H4V259H3V257H2V259L4 260V262H3V260L0 262V263H6V264H58L57 263V261L60 263V264H63V263H65V264H80V262H81V260L87 255V253L88 252H86L87 251V249H84V250H86L85 252L86 253H84V252H81V251H84L83 250V248H85V246H86V248L88 247V246H90L91 245V243L92 242H88V241H91L89 238H88V236H85L84 237V235H82L83 237H84V239H83V237L82 238H80V241L79 240H74L73 242H70L69 240H66V238H68V237ZM123 236V234H121V237L119 238V239H116V241L115 240H110L109 238L108 239H106L105 240V242H108L107 243V245H106V243H104L105 245H99L97 248H96V250H95V253H100L101 252V246H102V248H103V250H105L104 248L106 247V248H108V250H106V251H104L103 252V254L100 256V259H106V258H112L109 262H108V264H115L114 262H118L117 264H120L121 262V264H132L131 263V261H136V260H138L139 258V255H141V254H146V251L148 252L149 251V256H152L154 253V251L155 250H158V251H160V250H162V253L161 254H165V252H167L165 255H164V257H167L168 255H175V253H176V255L174 256V257H176L177 258V260H179V258H180V262H181V264L183 263L184 264V262L186 263V264H189V263H187V262H190V263H192V264H198V259L197 258H199V260L201 259L202 261H199V262H203L204 260H203V256H204V253H205V250H204V247H205V245H207L208 243L206 242V240L204 239V237L203 236H201V237H198L197 239H196V241L194 240V242L193 241H191L192 242V244H191V242H189V244H187V243H184L183 241H174L173 239L171 240V241H165V242H160V243H158L157 242V244L158 245H156L154 248H153V246H151V245H149V247H151V248H148V246H146L147 244H150L149 242H146V238H144V237H146V236H142L141 237V240H139V242L138 243H133V244H131L132 243V238L130 237V238H128V236H126L125 238H124V236ZM13 237V238H12ZM90 237V236H89ZM121 238H123V239H121ZM13 239V240H12ZM81 239H83V240H81ZM88 241H87V240ZM64 240V241H63ZM131 240V242H129ZM110 241V242H109ZM118 241V242H117ZM203 241V242H202ZM6 242V243H5ZM17 242V243H16ZM58 242V243H59ZM78 242H80V243H78ZM85 242H88V246L86 245V243ZM115 242V243H114ZM121 242H123V243H121ZM175 242V243H174ZM178 242V243H177ZM16 243V244H15ZM19 243V244H18ZM77 243V244H76ZM112 243H114V244H112ZM117 243V244H116ZM144 243H146V244H144ZM161 243L162 244H166L165 246H162L161 245ZM6 244V245H5ZM14 244H15V247H14ZM25 244H27V243H25ZM109 244V245H108ZM119 244H120V246H119ZM160 244V245H159ZM13 245V246H12ZM17 245V246H16ZM114 245H118L117 247L116 246H114ZM142 245V246H141ZM145 245V246H144ZM187 245V246H186ZM204 246L203 248L201 247V246ZM110 246V247H109ZM167 246V247H166ZM11 247H14V248H11ZM28 247V246H27ZM40 247V246H39ZM47 247V248H46ZM58 247H60V248H58ZM65 247V248H64ZM114 247V248H113ZM158 247H160V248H158ZM162 247V248H161ZM170 247H171V249H170ZM31 248L34 250V251H32L31 250ZM46 248V249H45ZM89 248V247H88ZM158 248V249H157ZM168 248V249H167ZM175 250H174V249ZM200 248H202V249H200ZM2 249H3V251H5V252H3L2 251ZM20 249V250H19ZM23 249H25L24 251H23ZM59 249V250H58ZM81 251H80V250ZM111 249H113V251L112 252H110V253H108L109 252V250H111ZM117 249V250H116ZM153 249V250H152ZM177 249V250H176ZM184 249H185V251H184ZM13 250V251H12ZM43 250V251H42ZM74 252H73V251ZM102 250V251H103ZM168 250V251H167ZM199 250H201V251H199ZM204 250V251H203ZM3 253H2V252ZM12 251V252H11ZM17 253H16V252ZM44 251H45V255L43 254L44 253ZM57 251V252H56ZM77 251H80L79 253L80 254H77L78 252ZM153 251V252H152ZM165 251V252H164ZM176 251V252H175ZM27 252V253H26ZM46 252L48 253V256H47V254H46ZM73 252V253H72ZM77 252V253H76ZM145 252V253H144ZM201 252V253H200ZM15 253V254H14ZM21 253V254H20ZM26 253V255H24ZM32 253H33V255H32ZM50 253V254H49ZM57 255H56V254ZM83 253V254H82ZM107 253H108V255H107ZM116 253H119L120 255H122V256H120L119 254V256H120V258H117V257H119L118 255L116 256L115 254ZM123 253V254H122ZM153 253V254H152ZM188 253V254H187ZM199 253V254H198ZM7 254V255H6ZM12 254V255H11ZM19 254V255H18ZM37 255V257H35L36 255ZM54 254L56 255V257L54 256ZM74 254H76V255H74ZM114 254V255H113ZM128 254V255H127ZM129 254H130V257H129ZM161 254H160V258H158V259H162L161 257L163 256H161ZM168 254V255H167ZM192 254V255H191ZM14 255V256H13ZM30 255V256H29ZM32 255V256H31ZM67 255V256H66ZM126 255V256H125ZM133 255V256H132ZM167 255V256H166ZM201 255V256H200ZM5 256H6V258H5ZM7 256H8V259H7ZM12 258H11V257ZM41 256H42V258H44V259H42L41 258ZM43 256H45V257H43ZM47 256V257H46ZM75 256V257H74ZM82 256V257H81ZM136 256V257H135ZM193 258H192V257ZM200 256V257H199ZM9 257H10V259H9ZM16 257V258H15ZM20 257V258H19ZM65 257V258H64ZM74 257V258H73ZM121 257H123V259L124 260H127L128 258H129V261L128 262H124L123 260H120L121 259ZM163 257V258H164ZM185 257H187V259L185 258ZM38 258V259H37ZM46 258H47V260H46ZM72 258V259H71ZM76 258V259H75ZM125 258H127V259H125ZM136 258H138V259H136ZM156 258V257H155ZM191 258V260H189V261H187L188 259H190ZM196 258V259H195ZM5 259L8 261V263L7 262H5ZM13 259H15V260H13ZM29 259V260H28ZM31 259V260H30ZM58 259V260H57ZM22 260H23V262H22ZM39 260L40 261H42V262H39ZM114 260V261H113ZM121 262H120V261ZM153 260H156V262H157V258L156 259H154V257H152L150 260H149V263H148V261L147 262H144V264H156V262L155 261H153ZM181 260H183V262L181 261ZM185 260V261H184ZM197 260V261H196ZM11 261V262H10ZM12 261H13V263H12ZM18 261V262H17ZM31 263H30V262ZM48 261V262H47ZM178 261V262H179ZM195 261V262H194ZM21 262V263H20ZM56 262V263H55ZM79 262V263H78ZM205 262V261H204ZM143 264V263H142Z\"/></svg>",
  "mask_w": 264,
  "mask_h": 264
}]
</instances>
